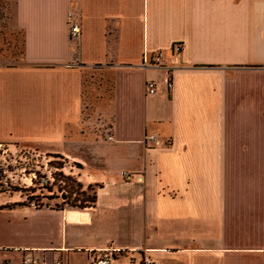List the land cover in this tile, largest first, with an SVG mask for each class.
<instances>
[{"label":"crops","instance_id":"1","mask_svg":"<svg viewBox=\"0 0 264 264\" xmlns=\"http://www.w3.org/2000/svg\"><path fill=\"white\" fill-rule=\"evenodd\" d=\"M0 19L23 36L21 62L0 63V141L45 146L97 184L84 208L0 205V264L106 249L111 264H264V0H0ZM175 43L173 72L142 66L171 65ZM94 71L110 84L102 123L76 129Z\"/></svg>","mask_w":264,"mask_h":264},{"label":"rangeland","instance_id":"2","mask_svg":"<svg viewBox=\"0 0 264 264\" xmlns=\"http://www.w3.org/2000/svg\"><path fill=\"white\" fill-rule=\"evenodd\" d=\"M14 29L15 25L0 21L1 64L21 62L23 36L20 31ZM105 78L106 74L103 72L94 71L87 74L83 88L84 114L80 126L76 129H84L89 121L90 124L96 125L102 123L95 107L99 102V95L110 93V84L102 81ZM0 142L11 144L7 156V171L0 176V205L22 201L26 204L35 201L39 206L56 208L91 204L88 200L96 192L97 184L82 177V164H77L71 158L36 143L17 140Z\"/></svg>","mask_w":264,"mask_h":264},{"label":"built area","instance_id":"3","mask_svg":"<svg viewBox=\"0 0 264 264\" xmlns=\"http://www.w3.org/2000/svg\"><path fill=\"white\" fill-rule=\"evenodd\" d=\"M80 26L78 23H75L72 25L71 28V34L73 36H77L80 33ZM183 44L182 43H175L173 45V49H174V60H172L171 65H168L165 60H164V53L163 52H158L156 55H154V57L150 58L148 56H146L142 62V66L145 68L148 67H167L171 72H173L175 66H177L179 64V60H178V55L180 53V51L182 50ZM174 82L172 80H169L168 82V86L169 88L173 87ZM147 91L150 94H154L157 91V86H156V82L153 80L148 81L147 83ZM109 139H112V134H110L108 136ZM145 140H151V141H155L156 137L154 135H146L145 136ZM11 144L10 143H5V142H0V176H2L6 171H7V156L9 155V148H10ZM122 175L127 179V180H131L132 179V175L131 173L127 172V171H122L121 172ZM46 207H48L47 205H45ZM28 207L30 208H38L41 207L39 206L35 201H31L28 204ZM114 253L115 251L112 249H106L104 250L103 254H99V255H95L93 256L92 259V264H111L112 261L114 260ZM23 263L24 264H63V261L61 259L55 260L53 262H45L43 261L39 256L33 254V253H26L23 259ZM142 264H159L156 261H154L153 259H150L148 257H146L143 261Z\"/></svg>","mask_w":264,"mask_h":264},{"label":"trees","instance_id":"4","mask_svg":"<svg viewBox=\"0 0 264 264\" xmlns=\"http://www.w3.org/2000/svg\"><path fill=\"white\" fill-rule=\"evenodd\" d=\"M95 201H96V192H95L94 195H92V197L88 200V202L91 203V204H89V205H84V204H83V205H80V206H78V205H72V207L84 208V207H87V206L92 205Z\"/></svg>","mask_w":264,"mask_h":264}]
</instances>
